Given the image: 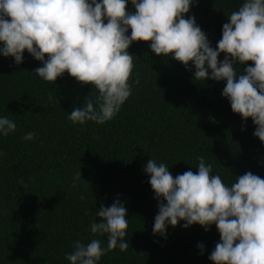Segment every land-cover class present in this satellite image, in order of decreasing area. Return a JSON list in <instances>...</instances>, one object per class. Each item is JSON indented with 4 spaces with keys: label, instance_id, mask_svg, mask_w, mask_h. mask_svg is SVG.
Here are the masks:
<instances>
[{
    "label": "trees",
    "instance_id": "16d2710c",
    "mask_svg": "<svg viewBox=\"0 0 264 264\" xmlns=\"http://www.w3.org/2000/svg\"><path fill=\"white\" fill-rule=\"evenodd\" d=\"M242 3L194 0L185 18L194 15L216 47L227 15ZM128 11H135L131 0ZM128 51L132 94L103 125L68 118L86 97L95 102L93 85L68 73L56 84L43 81L34 73L42 61L27 51L19 65L0 53V117L17 125L14 133L0 134V264H70L65 256L72 244L94 238L95 212L117 198L128 210L129 246L98 264H214L209 256L220 240L215 224L206 231L199 224L185 228L181 220L167 225L166 238L153 233L159 201L144 166L153 158L176 176L198 172L203 156L212 174L230 186L249 171L264 178V141L254 135L251 118L245 122L232 111L222 95L226 81H194V65L189 70L171 55L158 56L149 42L134 41ZM251 63L234 65L237 79ZM28 132L35 139L23 140ZM77 170L82 177L73 187ZM100 239L106 247L107 236Z\"/></svg>",
    "mask_w": 264,
    "mask_h": 264
},
{
    "label": "clouds",
    "instance_id": "9594fccd",
    "mask_svg": "<svg viewBox=\"0 0 264 264\" xmlns=\"http://www.w3.org/2000/svg\"><path fill=\"white\" fill-rule=\"evenodd\" d=\"M0 0V53L17 65L27 51L42 66L35 69L43 81L54 83L68 73L91 84L95 102L85 98L69 114L74 124L88 121L103 125L112 120L132 94L134 69L128 51L135 42H149L158 56L171 55L191 70L194 81H226L222 95L234 113L256 125L254 135L264 141V0H243L223 24L222 38L211 46L195 16L185 18L194 0ZM106 21V22H105ZM129 29L131 34L128 35ZM221 53L224 59L220 60ZM251 65L237 79L236 63ZM209 69L211 71H209ZM135 83H139L137 78ZM16 123L0 117V134L8 136ZM23 140L35 139L28 132ZM198 172L173 176L169 167L153 158L144 166L158 203L153 233L167 237V225L185 221L209 230L215 224L220 240L209 259L214 264H264V178L251 171L226 185L203 156ZM82 177L74 173L73 187ZM84 197H82L83 199ZM102 218L97 222L96 217ZM127 207L117 198L95 212L90 242L76 240L65 258L70 264H98L119 248L126 252ZM107 236V246L100 238ZM201 253L203 243L198 244Z\"/></svg>",
    "mask_w": 264,
    "mask_h": 264
}]
</instances>
